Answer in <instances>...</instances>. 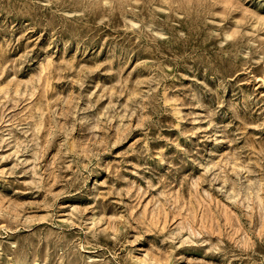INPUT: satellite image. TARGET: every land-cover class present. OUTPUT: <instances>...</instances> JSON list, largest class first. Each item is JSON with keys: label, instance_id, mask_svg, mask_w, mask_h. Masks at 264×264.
<instances>
[{"label": "rangeland", "instance_id": "374dc122", "mask_svg": "<svg viewBox=\"0 0 264 264\" xmlns=\"http://www.w3.org/2000/svg\"><path fill=\"white\" fill-rule=\"evenodd\" d=\"M0 264H264V0H0Z\"/></svg>", "mask_w": 264, "mask_h": 264}]
</instances>
